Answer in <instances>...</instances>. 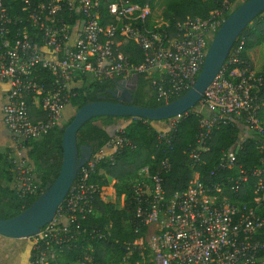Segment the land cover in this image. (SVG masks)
I'll list each match as a JSON object with an SVG mask.
<instances>
[{
  "label": "built area",
  "instance_id": "built-area-1",
  "mask_svg": "<svg viewBox=\"0 0 264 264\" xmlns=\"http://www.w3.org/2000/svg\"><path fill=\"white\" fill-rule=\"evenodd\" d=\"M153 7L132 0H0V83L7 87L2 116L24 153L9 183L19 197L43 192L27 153L30 142L64 123L74 89L87 80L142 73L152 77L157 100L168 103L195 84L218 29L235 9L225 1L206 18L177 22L172 32L164 18L153 23ZM246 40L239 36L195 107L154 121L158 143L170 145L180 122L198 115L195 144L185 151L192 175L184 190L168 195L169 157L154 171V163L138 169L130 201L135 232L141 224L146 230L120 264H264V42L246 50ZM128 45H134L131 53ZM227 127L234 129L233 144L214 156L209 141ZM123 133L118 128L80 167L55 219L32 238V264H51L67 242L89 234L83 222L96 213L98 191L91 176L113 160L114 150L135 147ZM210 160L211 169H198ZM85 258L69 264H98L91 254Z\"/></svg>",
  "mask_w": 264,
  "mask_h": 264
},
{
  "label": "trees",
  "instance_id": "trees-1",
  "mask_svg": "<svg viewBox=\"0 0 264 264\" xmlns=\"http://www.w3.org/2000/svg\"><path fill=\"white\" fill-rule=\"evenodd\" d=\"M132 1L142 4L147 1L153 3V0ZM225 1L233 4L235 9L242 3L239 0H172L165 6L163 18L170 23L171 30L174 32L177 22L185 20L188 16L206 18L211 11L220 9ZM242 36H246L247 39L246 50H251L264 42V12L247 26L240 38ZM132 49H135L134 45L125 47V50L129 51L127 53H131ZM137 52L139 53V51ZM131 58L133 57L131 56ZM124 80H126L125 88L132 93L135 104L145 107L164 104L158 101L155 96L151 82L152 77L142 73H134L126 79L87 80L81 88L73 90V93L77 94L71 97V102L78 109L92 101H115L114 96L108 90L121 85ZM35 112L36 110L32 106V113ZM121 118L131 119L124 128L123 136L135 147L124 145L122 148L114 150L112 152L113 160L101 162L92 174L91 182L98 186L93 200L96 213L83 222L89 233L86 234L84 240L80 237L78 240L69 241L61 250L57 251V255L61 254L60 256L65 258V264L86 259L85 256L89 254L93 255L94 262L98 264H120L126 248L145 232L146 227L143 224H141L140 232H135L138 221L134 217L133 203L130 201L131 179L136 176L140 167L154 163L152 165L154 171L157 167L155 163L164 157H169L171 171L164 175V188L168 195L177 190H184L191 178L192 168L187 161L185 151L190 145L195 144L199 126L197 114H189L180 122L170 145L158 143L157 122L153 120L144 122V118L113 116H98L87 121L78 132V145H88L92 148V153L97 152L115 133L110 131L109 127L114 124L115 120ZM71 120L56 126L39 139L30 142L27 153L43 190L55 180L60 171L63 159V132ZM233 133L234 129L230 127L217 130L214 133L212 140L209 141L214 156L233 144ZM249 149L253 150V147L249 146ZM212 167L213 162L210 160L207 165L198 167V169L205 172ZM13 174L14 165L12 163L7 167L0 166V218L3 219L19 214L38 197V195L19 197L17 192L9 186ZM111 183L116 187L117 198L124 194L126 196V205L123 208L117 207L115 199L110 198L111 194H107L105 191ZM93 229H97L94 237L91 233ZM59 261L60 258H56L51 261V264H60Z\"/></svg>",
  "mask_w": 264,
  "mask_h": 264
},
{
  "label": "water",
  "instance_id": "water-1",
  "mask_svg": "<svg viewBox=\"0 0 264 264\" xmlns=\"http://www.w3.org/2000/svg\"><path fill=\"white\" fill-rule=\"evenodd\" d=\"M263 12L264 0H246L233 10L218 29L195 84L177 99L154 107L137 105L132 93L125 88L124 80L115 89L108 90L115 101L97 100L79 107L63 132V159L57 177L19 214L8 219L0 218V234L9 238H33L55 219L80 167L92 155V148L79 146L77 140L80 128L87 121L98 116L142 117L159 121L192 109L202 100L239 36Z\"/></svg>",
  "mask_w": 264,
  "mask_h": 264
},
{
  "label": "crops",
  "instance_id": "crops-1",
  "mask_svg": "<svg viewBox=\"0 0 264 264\" xmlns=\"http://www.w3.org/2000/svg\"><path fill=\"white\" fill-rule=\"evenodd\" d=\"M7 87L0 83V166L7 167L9 164L14 165V161L24 153L15 148L16 143L13 135L6 128L3 116L2 106L6 100ZM70 111L68 117L71 116ZM67 117V118H68ZM64 118V120H67ZM33 240L32 238H9L0 234V264H32Z\"/></svg>",
  "mask_w": 264,
  "mask_h": 264
},
{
  "label": "rangeland",
  "instance_id": "rangeland-1",
  "mask_svg": "<svg viewBox=\"0 0 264 264\" xmlns=\"http://www.w3.org/2000/svg\"><path fill=\"white\" fill-rule=\"evenodd\" d=\"M172 0H153V23L154 24H158L162 19H163V12H164V8L165 6L171 2ZM258 64H260L262 62L261 58L258 60ZM73 110V113L71 114L70 117H68L70 111ZM77 111V106L73 104V102L70 101V103L65 107L64 110V118H67L66 121H69L73 118L74 114ZM129 119H117L115 120L114 124H112L109 127V130L112 132H116V130L118 128H125L126 125L128 124ZM107 194H111L110 198L115 199L116 205L119 208H123L126 205V201L124 199V195H122L121 197L117 198L116 197V187L109 185L107 187V189L105 190ZM108 197V196H107ZM109 198V197H108ZM61 255V254H60ZM57 255V258H60V264H65V258H63L62 256ZM31 259H32V252H31Z\"/></svg>",
  "mask_w": 264,
  "mask_h": 264
},
{
  "label": "flooded vegetation",
  "instance_id": "flooded-vegetation-1",
  "mask_svg": "<svg viewBox=\"0 0 264 264\" xmlns=\"http://www.w3.org/2000/svg\"><path fill=\"white\" fill-rule=\"evenodd\" d=\"M119 85H117L116 87H118ZM115 89V88H114ZM119 95H122L121 93L119 94ZM115 98V97H114ZM115 100H116V98H115Z\"/></svg>",
  "mask_w": 264,
  "mask_h": 264
}]
</instances>
